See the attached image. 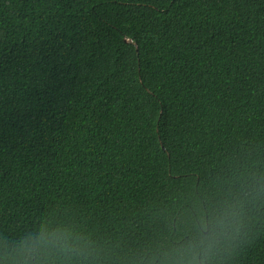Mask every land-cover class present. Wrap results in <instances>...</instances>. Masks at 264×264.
<instances>
[{
	"label": "trees",
	"instance_id": "16d2710c",
	"mask_svg": "<svg viewBox=\"0 0 264 264\" xmlns=\"http://www.w3.org/2000/svg\"><path fill=\"white\" fill-rule=\"evenodd\" d=\"M261 188L264 0H0V253L136 264L243 201L212 264H264Z\"/></svg>",
	"mask_w": 264,
	"mask_h": 264
},
{
	"label": "clouds",
	"instance_id": "9594fccd",
	"mask_svg": "<svg viewBox=\"0 0 264 264\" xmlns=\"http://www.w3.org/2000/svg\"><path fill=\"white\" fill-rule=\"evenodd\" d=\"M262 193L264 188L256 191L255 196ZM237 205L243 209V201H237L210 219L204 213L202 227L190 239L179 245L146 249L138 254L136 264H212L238 231L235 220L238 213L232 210ZM209 222L214 224V230L204 236ZM93 251L90 244L71 228L57 227L49 231L46 224H41L34 236L22 239L17 246L6 247L0 253V261L3 264H91Z\"/></svg>",
	"mask_w": 264,
	"mask_h": 264
},
{
	"label": "water",
	"instance_id": "95a60500",
	"mask_svg": "<svg viewBox=\"0 0 264 264\" xmlns=\"http://www.w3.org/2000/svg\"><path fill=\"white\" fill-rule=\"evenodd\" d=\"M131 42V41H130Z\"/></svg>",
	"mask_w": 264,
	"mask_h": 264
}]
</instances>
